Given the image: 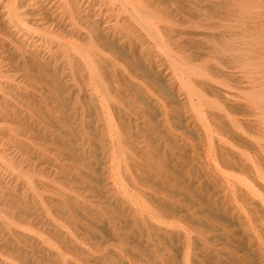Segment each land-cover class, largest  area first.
I'll list each match as a JSON object with an SVG mask.
<instances>
[{
	"label": "bare ground",
	"instance_id": "bare-ground-1",
	"mask_svg": "<svg viewBox=\"0 0 264 264\" xmlns=\"http://www.w3.org/2000/svg\"><path fill=\"white\" fill-rule=\"evenodd\" d=\"M0 264H264V0H0Z\"/></svg>",
	"mask_w": 264,
	"mask_h": 264
}]
</instances>
